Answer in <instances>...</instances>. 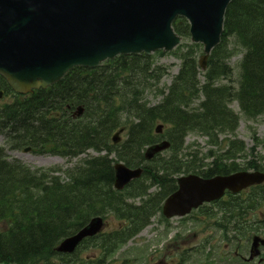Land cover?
Wrapping results in <instances>:
<instances>
[{
  "label": "trees",
  "instance_id": "trees-1",
  "mask_svg": "<svg viewBox=\"0 0 264 264\" xmlns=\"http://www.w3.org/2000/svg\"><path fill=\"white\" fill-rule=\"evenodd\" d=\"M173 26L179 35H187L186 25ZM224 29L222 41L226 35L234 34L245 48L237 91L215 85L230 74L225 63L229 51L225 47L213 51L203 84L199 85V49L191 46L180 55L181 66L167 94L153 107L138 104L137 99L128 96L142 89V85L150 86V81L163 73L159 68H150L147 57L141 60L144 65L132 57L130 61L118 60L101 72L75 68L54 87L26 97L16 96L12 104L2 105L0 127L14 133V147L18 149L30 146L38 154L74 157L92 148L105 151L106 155L86 159L82 165L65 170L67 182L61 183L50 170L31 171L17 161L6 162L0 151V264H30L48 259L54 256L53 249L62 238L83 226L91 216L108 210L127 221L126 231L135 232L158 208L160 196L173 191L174 175L191 172L208 178L228 173L223 160L233 158L239 149L233 142L205 168L194 160L178 158L188 133L204 135L213 145L219 134L234 132L237 117L226 106L231 100H237L247 117L264 115V0H232L225 12ZM117 66L125 71L110 74ZM0 90L9 92L1 78ZM199 93L203 99L193 107ZM77 104L85 107V122H73L64 113V105ZM124 107L132 111L136 122L128 128V138L117 158L130 167L142 165L143 146L163 137L172 151L168 158L158 156L150 165H143L147 169L144 174L158 184L160 194L157 200L148 199L138 208L125 204L122 193L111 189L109 129L118 125L117 112ZM158 121L164 125V133L157 137L152 130ZM211 155L209 151L206 157ZM132 185H136V190H145L139 181ZM126 236L120 234L119 242ZM108 241L105 236L97 245L106 252Z\"/></svg>",
  "mask_w": 264,
  "mask_h": 264
},
{
  "label": "water",
  "instance_id": "water-1",
  "mask_svg": "<svg viewBox=\"0 0 264 264\" xmlns=\"http://www.w3.org/2000/svg\"><path fill=\"white\" fill-rule=\"evenodd\" d=\"M228 1L0 0V74L17 92L26 93L50 85L75 66L93 67L119 53L169 50L178 42L170 28L178 16L189 19L191 40L203 43L208 53L218 40ZM165 147L162 143L150 148L146 157ZM115 171L117 188L139 175V171L117 165ZM233 178L244 185L253 182L244 174ZM233 182L231 178H180L179 191L169 204L172 208L166 205L165 213L184 214L199 202L218 197L220 190L231 188ZM212 190L214 194L209 193ZM100 226L101 221L93 219L59 250L72 251L79 240L92 236Z\"/></svg>",
  "mask_w": 264,
  "mask_h": 264
},
{
  "label": "rangeland",
  "instance_id": "rangeland-1",
  "mask_svg": "<svg viewBox=\"0 0 264 264\" xmlns=\"http://www.w3.org/2000/svg\"><path fill=\"white\" fill-rule=\"evenodd\" d=\"M229 48L234 49V54L231 59L228 61L229 65L232 68V74L229 81H223L222 83H228L231 86H236L238 80V70L237 63L242 55V51L237 49L236 43L233 39L229 40ZM154 62L156 65L163 66L167 74L161 78V81L151 89L146 90L144 93L145 101L149 105L156 104L160 101L161 97L157 93L156 88H160L161 90H165L166 87L170 84V81L173 78V75L179 69L180 61L173 55L166 54L163 56H155ZM10 99L3 98L0 99V102H8ZM230 108L240 116V120L238 121V127L235 131V137L242 141L245 149H249L253 142L251 135L255 133L256 138L264 137V118L257 117L254 121H245L244 118L240 115L238 107L236 103L230 104ZM253 131V132H252ZM252 133V134H251ZM222 139V138H219ZM121 140H124V135H121ZM207 138L197 134H189L185 138L184 146L186 147L183 155L187 152L197 151V156L200 158L201 155L205 154L210 148L206 144ZM224 141V140H223ZM0 147L5 149L6 156L9 158H15L20 160L23 164L30 168H47V167H58V168H68L75 165L78 160L84 158L85 155H81L77 159H65L58 155L52 154H42L37 155L34 152L22 153V151H8L4 146V140L0 135ZM86 155L95 156L96 153L89 150ZM210 161V160H205ZM147 182L148 180L145 179ZM157 189L151 188L149 192H156ZM139 200H135V203H138ZM106 222H108L107 230L115 228L117 226V222L110 217L106 218ZM188 231H193L192 222H176V220H172L169 222V225L166 226L159 221V216L156 215L151 219L150 225L146 227L137 238L129 241L125 244L114 256V262L110 264H145L144 257L140 254L147 255L152 253L154 258H159L161 254L162 244H165L168 241V238L172 235H180L182 239H185L186 233ZM219 238L212 239V246H206L200 254L195 253L194 251L189 252V257L187 259V263L184 264H205V260L207 256L210 254H214L215 250L221 247V243L218 240ZM191 243V241L189 242ZM250 241L247 243V249L249 247ZM220 248L217 249L220 251ZM84 256V254H81ZM141 256V257H140ZM138 258V259H135ZM140 257V258H139ZM264 257V255H263ZM216 261V258L214 259ZM126 262V263H124ZM252 264V263H250ZM264 264V260L261 262Z\"/></svg>",
  "mask_w": 264,
  "mask_h": 264
},
{
  "label": "flooded vegetation",
  "instance_id": "flooded-vegetation-1",
  "mask_svg": "<svg viewBox=\"0 0 264 264\" xmlns=\"http://www.w3.org/2000/svg\"><path fill=\"white\" fill-rule=\"evenodd\" d=\"M236 196H238V197H243V193L241 192L239 195H236ZM227 197H230V196H227ZM232 197H234V196H232Z\"/></svg>",
  "mask_w": 264,
  "mask_h": 264
}]
</instances>
